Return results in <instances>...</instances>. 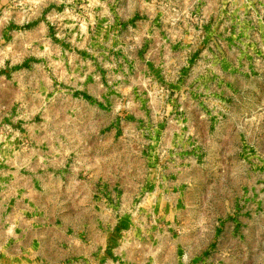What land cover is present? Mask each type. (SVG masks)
<instances>
[{
	"label": "rangeland",
	"instance_id": "rangeland-1",
	"mask_svg": "<svg viewBox=\"0 0 264 264\" xmlns=\"http://www.w3.org/2000/svg\"><path fill=\"white\" fill-rule=\"evenodd\" d=\"M0 264H264V0H0Z\"/></svg>",
	"mask_w": 264,
	"mask_h": 264
}]
</instances>
